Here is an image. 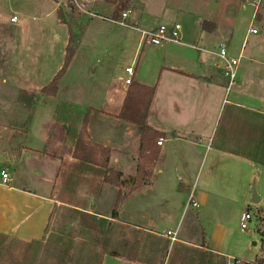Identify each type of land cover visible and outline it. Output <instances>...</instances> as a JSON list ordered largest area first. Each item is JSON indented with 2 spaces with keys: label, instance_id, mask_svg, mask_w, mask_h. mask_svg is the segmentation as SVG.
<instances>
[{
  "label": "rangeland",
  "instance_id": "374dc122",
  "mask_svg": "<svg viewBox=\"0 0 264 264\" xmlns=\"http://www.w3.org/2000/svg\"><path fill=\"white\" fill-rule=\"evenodd\" d=\"M123 5H127L132 12H142L149 27L161 23L180 24L182 43L186 46L178 47L173 43L172 45L187 50L193 55L198 54V51L188 48V45H195L190 40L194 37V23L206 21L208 25H214L215 22L227 25V30L230 29L229 32L233 35L231 51L238 54L242 49L245 59L241 70L249 66L250 77L247 82L256 89L257 102L264 105L261 99V94L264 92V0H0L2 17L0 96L7 100L2 104L7 107L10 105L8 102L17 101L26 105L22 107L24 110H17V114L33 142L40 139L41 126L52 122L54 111L60 101L72 106L73 114L70 118L78 115L79 121L90 110L88 128L92 119L94 120L91 133L88 131L90 141L93 144L97 142L109 144L108 139L111 140L114 149L111 147L110 149L114 151L113 156L119 161L110 166L117 171L123 170L121 171L123 178L127 179L135 176L137 166L142 161L139 158L141 134L138 128L118 118L129 88L125 86V80L128 78L125 70L132 64L134 68L136 67L134 82L140 79H152L150 77L153 64L148 60V56L156 50V47L144 46L145 55L141 58V51L137 52L140 32L120 27L114 22L118 21L125 12L122 10ZM14 11L18 12L19 21L23 22V35H6V30L9 28L20 29V22L8 24L5 21ZM59 15L66 27L58 22ZM251 25L257 31L256 34L248 33ZM69 34L73 38L71 48L75 50L74 59L58 82L57 97H43L45 95L41 94L38 88L49 85L62 69ZM219 46L220 44L206 43L205 47L216 55ZM146 94L143 93L145 98H147ZM34 99L38 104L30 112L29 105L34 103ZM242 99V103H250L247 97ZM11 111L0 110L2 123L13 122ZM144 111L145 105H142L140 113ZM56 130L54 139L60 142L62 133ZM106 130L109 133L103 134ZM204 147L200 158L198 156L199 161H202L201 169L197 174L199 183L203 181L207 170V165L203 167V161L207 157L206 146ZM166 148L168 157L160 166L163 173L154 177L153 189L147 196L153 203L151 205L154 209L160 208L157 204L161 196L169 199L175 216L169 226L180 230L181 235L186 234L188 239L198 240L202 238V230L197 228L196 221L192 217L193 215L199 217L198 210H194L190 205L185 207V202L182 207L183 197L177 195L175 189L182 173L178 170V159L173 155L174 144L168 143ZM188 148L199 150L190 145ZM70 149L71 145L67 143L64 147L54 146L50 151L56 155L62 154L69 162ZM170 153L172 158L169 156ZM143 163L146 164L148 171L154 172L156 162L143 161ZM251 170V193L253 194L255 189L261 200L259 206L249 203L253 217L258 208H263L259 209L257 218L252 219L248 229L242 231L240 228V219L245 206L239 208L235 201L224 202L223 215H214L211 212V215L207 214L205 219L199 222L200 227L207 233L208 229H212L217 223L223 224L226 228L225 253L234 256L232 258L249 261L257 256L262 257V248L264 249V166L254 165ZM91 176L88 174L85 181L78 182L75 202L79 206L84 204L87 213L101 216L98 222L100 233L93 234L82 225L77 209L56 202L47 232L41 239L42 244L23 245L21 242L10 240L4 245L5 251L0 252V264H10L9 259H6L7 256L4 255L17 258L19 264L20 262L21 264H73L72 259L76 251L90 252L93 256L92 264H102L109 253H117L124 258L135 257L139 245L143 248L153 244L154 240L152 241L150 237H145L143 242H139L140 237L136 236L134 228L124 226L118 223V220L110 218L119 189ZM58 181L56 190L52 194L53 198L59 196L62 183ZM92 181H94L92 186L97 185V188L90 186ZM147 181V186L151 185L152 177ZM121 192L126 197L125 201L129 200V204L124 207V201L119 206V221L138 219L141 222L138 208L140 190L130 193L129 187H125ZM156 243L160 245L159 242ZM170 244L164 260L165 264L172 255L173 243ZM143 254L146 256L147 253L144 251ZM144 256L140 254V257ZM154 256L148 253L146 260H151Z\"/></svg>",
  "mask_w": 264,
  "mask_h": 264
},
{
  "label": "crops",
  "instance_id": "0c3cea01",
  "mask_svg": "<svg viewBox=\"0 0 264 264\" xmlns=\"http://www.w3.org/2000/svg\"><path fill=\"white\" fill-rule=\"evenodd\" d=\"M13 16L17 17L18 12L14 11L13 15L5 21L8 24L19 23L18 17L16 23L11 22ZM131 17L136 20L137 28L142 31L169 25L161 23L149 27L147 26L148 21L144 20L143 13L140 11H134ZM1 18L0 14V22ZM201 25L202 22L199 21L194 23V37L190 40L195 45H188V48L198 51V54L193 55L187 50L178 48L185 47L183 43H173L178 47H174L172 43H165L156 47V50L148 56V60H151L153 64L150 77L152 79L136 81L143 86L155 88L146 121L150 128L165 133L166 138L159 147L160 156L154 167L151 185H146L138 193L141 222L138 219L137 221L120 219L117 222L142 231L146 236L164 238L163 233L178 231L179 242L194 248L204 247L205 252H211L212 260L209 264H228V258L234 256L225 253V226L217 223L212 229L209 228L207 233L204 228L200 227L199 222L204 220L207 214L211 215V212L214 215H223L224 202L235 201L239 208L241 206L252 208L249 205L250 202L252 203L251 169L254 165L264 166L263 148H256L252 139L258 130L262 131L264 137V105L257 102L256 89L248 83L249 66L241 70L245 59L244 54L240 61L236 87L233 86L228 90V81L220 68L221 62L217 53L215 55L205 47L206 43L224 45L230 56L239 57L243 51L241 49L238 54L231 51L233 35L229 32L230 29L227 30V25L215 22L214 25H207L210 31L203 30ZM63 26L66 27V25ZM23 30L24 25L21 21L20 29L9 28L6 30V35H23ZM143 47L140 36L137 52L141 51V58L145 55ZM132 66L133 64L128 67ZM134 71L136 76V67ZM142 76L145 75L142 74ZM41 89L42 87L38 88L39 91ZM261 96L264 102V92ZM244 97H247L250 103H242ZM5 102L7 100L0 96V110H12L13 122L7 124L0 121V175L4 171L10 176V180L6 183L2 175L0 176V234L29 243L45 236L50 217L58 203L52 199V194L59 183L61 158L64 156L56 155L50 150L54 146L64 147L67 144L66 134L63 128L55 122V109L52 122L41 126V137L37 142H33L30 140L26 126L21 124L17 114V110H24L22 107L26 105L16 101L8 102L10 105L6 107L2 104ZM37 104L38 102L34 99L32 106L27 109L31 112ZM93 121L92 119V123ZM92 123L88 128L89 133L92 131ZM56 129L62 133L60 142L54 139ZM108 133L106 130L103 134ZM108 141L109 144L95 143L114 149L111 140L108 139ZM168 143L174 144L173 155L178 159V170L182 173L175 188L177 195L183 197L182 207L184 202L185 207L188 206L190 195L199 205L198 208H193L198 210L199 217L192 216L197 228L202 230V238L198 240L188 239L186 234L181 235L180 230L169 226L175 219L173 205L169 199L161 196L157 204L160 208L154 209L151 205L153 203L147 196L153 189L154 177L163 173L160 166L168 157L166 152ZM188 145L195 146L199 150L189 149ZM204 146H206L207 157L206 160L204 158L203 167L207 165V170L203 181L199 183L197 174L201 169L202 161H199L198 156L200 158ZM72 152L71 148L69 163L74 162ZM113 152L110 157L111 165L119 161L116 156H113ZM169 156L172 158L171 153ZM120 163L122 164L123 160ZM260 202L252 203V205L259 206ZM128 204L129 200L125 201L124 207ZM262 208L257 209L255 218H257L259 209ZM220 258L227 260H219ZM257 258L258 256L252 261L242 258L235 259L241 262H254ZM141 260L133 261L127 257L106 256L102 264H146L144 259Z\"/></svg>",
  "mask_w": 264,
  "mask_h": 264
},
{
  "label": "trees",
  "instance_id": "16d2710c",
  "mask_svg": "<svg viewBox=\"0 0 264 264\" xmlns=\"http://www.w3.org/2000/svg\"><path fill=\"white\" fill-rule=\"evenodd\" d=\"M122 10H130L127 5L122 6ZM59 21L65 24L62 17L59 15ZM207 22H202V29L205 31H210L207 29ZM73 38L69 34L68 44L66 47V57L62 69L53 78L49 85L42 88L40 92L43 95L50 97H57L58 82L62 79L66 71L68 70L71 62L75 56V50L71 48ZM143 93H147V98L144 97ZM155 94V88L146 87L137 82H134L129 86L127 91V96L124 100L123 107L118 116L119 119L135 125L140 134V145H139V158L140 162L137 166V171L135 176H131L127 179L123 178V173L117 171L110 167V157L111 149L104 147L99 144H93L90 141L88 134V124L90 120L91 111L88 110L79 121L78 115L75 118H70L73 114V108L71 105L67 104L65 101H60L56 108L55 122L59 124L66 134L67 143H70L72 152L73 163L67 162L64 158H61V167L58 175V179L61 181V189L59 191V196L52 198L56 202H60L67 206L77 209L78 215L80 217L82 225L93 232V234L100 233V228L98 222L100 217L96 214H90L85 211V205L79 206L76 204V192L78 189V182L85 181V177L88 174L92 175L98 181L105 184H109L119 189L117 198L115 201L114 209L112 210L110 218L113 220H119V206L124 202L126 197L122 195V188L129 187L130 193L142 189L144 186L148 185V179L153 175L151 170H147L146 164L143 161H149L155 163L160 156V149L158 146L159 141H163L166 138V134L159 132L150 128L147 124V115ZM145 105L144 113H140V107ZM29 106H32L30 104ZM254 146L258 149L263 148L264 151V137L261 130L257 131V134L253 135L252 139ZM261 159V156H259ZM94 184V181L90 183V186ZM97 185L92 186V188H97ZM45 230V233L47 232ZM136 236H139V242H143L145 237H150L153 244H148L146 246H138L135 257H127L133 261H138L144 259L146 264H165L164 260L168 252V248L171 245L169 240L165 238H160L156 236H146L142 231L135 229ZM10 240L18 241L23 243V245H41L42 240H33L29 243L22 242L15 237L5 236L0 234V252L5 251L6 243ZM2 241V242H1ZM156 242H159L160 245ZM173 251L168 264H209L212 260L211 252L207 253L203 249L194 248L187 246L181 242L173 243ZM147 254L150 253L155 255L151 260H146L143 252ZM140 254L144 257H140ZM262 257H258L254 262H241L240 264H264V249L262 248ZM6 259H9L10 264H19L18 259L11 255H4ZM107 256V255H106ZM108 256L120 257L117 253H109ZM73 264H92L93 256L90 252H79L74 253ZM238 260V259H236ZM142 261V260H141ZM21 264V262H20Z\"/></svg>",
  "mask_w": 264,
  "mask_h": 264
},
{
  "label": "built area",
  "instance_id": "2783aa9c",
  "mask_svg": "<svg viewBox=\"0 0 264 264\" xmlns=\"http://www.w3.org/2000/svg\"><path fill=\"white\" fill-rule=\"evenodd\" d=\"M259 2H257L258 4ZM133 12L131 10H127L122 13L121 18L116 22L120 27L126 29H134L140 32L141 36V44L142 46H161L165 43H182V27L178 23L162 25L158 28L150 31H142L139 30L135 24L136 20L131 17ZM18 18L16 16L11 18L12 23H16ZM250 34H256L257 31L250 26L249 32ZM217 56L221 62L220 68L224 74V77L228 81V90L237 84L238 72L240 61L242 58V52L239 57H232L228 54L227 48L224 45L219 46V52ZM128 78L125 80V86L129 87L134 82L135 71L134 67H128L125 70ZM158 145H162V140L158 142ZM2 179L4 183L10 180V176L7 172H2ZM188 205L193 208H198L199 205L194 201L192 195H190ZM253 215L249 208H245L241 219H240V228L242 231L248 229L249 223L253 219ZM163 237L170 240L171 243L179 242L178 231H167L163 234ZM241 261L236 260L235 258H228V264H240Z\"/></svg>",
  "mask_w": 264,
  "mask_h": 264
},
{
  "label": "water",
  "instance_id": "95a60500",
  "mask_svg": "<svg viewBox=\"0 0 264 264\" xmlns=\"http://www.w3.org/2000/svg\"><path fill=\"white\" fill-rule=\"evenodd\" d=\"M260 202V199L257 196L256 190L253 189V194H252V203L253 204H258Z\"/></svg>",
  "mask_w": 264,
  "mask_h": 264
}]
</instances>
